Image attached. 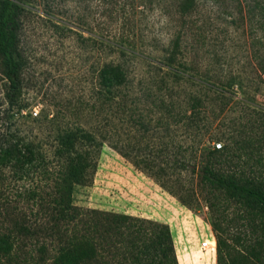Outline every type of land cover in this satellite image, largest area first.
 I'll use <instances>...</instances> for the list:
<instances>
[{
  "label": "rangeland",
  "instance_id": "374dc122",
  "mask_svg": "<svg viewBox=\"0 0 264 264\" xmlns=\"http://www.w3.org/2000/svg\"><path fill=\"white\" fill-rule=\"evenodd\" d=\"M19 6L12 101L0 66V149L29 143L47 168L16 179L0 161V264H54L63 238L50 216L51 163L64 130L89 131L101 143L71 204L166 224L177 264H215L199 243L214 237L216 222L241 241L237 264H264V252L257 263L249 250L264 244L259 219L197 170L210 160L224 172L249 175L252 166L264 177V0ZM103 63L123 74L109 92L98 81Z\"/></svg>",
  "mask_w": 264,
  "mask_h": 264
},
{
  "label": "trees",
  "instance_id": "16d2710c",
  "mask_svg": "<svg viewBox=\"0 0 264 264\" xmlns=\"http://www.w3.org/2000/svg\"><path fill=\"white\" fill-rule=\"evenodd\" d=\"M20 1L0 0V66L7 81L5 95L8 101L15 98L19 84L16 55ZM97 76L102 83L101 90L106 92L113 84L124 80L119 67L109 63L101 65ZM99 142L93 145L94 136L89 131L64 130L58 135L53 161L50 162L53 179L50 216L54 231L63 238V243L57 247L54 264H177L166 224L71 204L73 184H85L89 180L95 165L93 146L99 147ZM212 150L216 152L218 149L212 147ZM0 161L12 166L16 179L28 176L37 168H47L43 154L19 140L0 149ZM215 165L210 160L201 161L197 168L199 179L211 189H221L249 208L250 220L259 219L254 226L264 237V181H259L264 177H259V170H254L252 166L248 167L249 176L241 171L239 174L224 172ZM211 225L215 239V264H237L235 254L240 252L238 246H241V241L237 235L224 236L218 223L212 222ZM233 237L236 238L233 240ZM256 244L259 249L250 247L249 250L250 256L259 263L264 244L262 239H258Z\"/></svg>",
  "mask_w": 264,
  "mask_h": 264
},
{
  "label": "built area",
  "instance_id": "2783aa9c",
  "mask_svg": "<svg viewBox=\"0 0 264 264\" xmlns=\"http://www.w3.org/2000/svg\"><path fill=\"white\" fill-rule=\"evenodd\" d=\"M200 248L205 250L207 253H210L212 256L214 255L215 253V239L214 237L209 234L207 237H203L201 240H200Z\"/></svg>",
  "mask_w": 264,
  "mask_h": 264
}]
</instances>
